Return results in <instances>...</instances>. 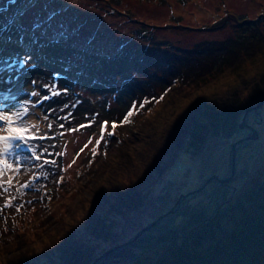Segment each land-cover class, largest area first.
I'll return each instance as SVG.
<instances>
[{"label":"rangeland","instance_id":"374dc122","mask_svg":"<svg viewBox=\"0 0 264 264\" xmlns=\"http://www.w3.org/2000/svg\"><path fill=\"white\" fill-rule=\"evenodd\" d=\"M2 1L5 0H0ZM169 1L171 4L159 0H120L119 4L127 12L108 14L105 0H20L9 16L0 18V102L2 95L9 93L16 95L17 99L33 101L37 99L29 95L33 90L42 95L50 94L43 87L30 85L29 81L32 79H36L39 84L55 83L68 88L66 94L41 101L34 108L29 106L30 123L37 125L39 129L36 134L54 137L31 143L37 145L38 152L42 151L41 145L47 147L48 152L42 160H55L56 164L49 163L38 168L32 165L42 161H32V164L22 167L19 183L27 180L30 187L21 189L19 193L11 191V195L17 199L13 202V207L0 210V221L4 220L6 223L13 213L20 217L17 221L31 222V226L27 225V233L21 230L10 242L14 230L9 227L3 230L2 235L9 239L7 243L12 244L0 252V264H134L129 260L136 256L137 259L145 257L146 264H157L154 252L148 258L149 250H141L148 244V240H155L160 233L166 234L173 228L177 233H184L200 221H213L220 212V224L227 221L231 224L232 214L237 213L239 218L242 217L245 208L250 209L264 196L262 192L242 205L237 203L247 189L264 181V101L261 106H257L264 97V0ZM130 14L147 20L151 29L158 25L160 29L154 31L156 36L171 41L173 46H189L204 40L225 39L226 36L235 39L248 32L254 23L256 27H260L263 38L251 45H240L237 48L240 52L235 55L236 61L215 73V76L199 83L182 85L181 90L175 92L174 102H171L169 96L164 102L165 106L164 103L154 101L149 112L154 120L159 117L160 125L154 130L157 129L156 132L161 131L160 135L162 134V142L157 144L158 160L154 167L142 166L138 175L133 177L134 187L125 188L123 184L118 187L119 183L113 186L108 181L112 174L115 176L121 172L120 181L122 177H126L127 182L130 181L125 174L129 175L126 171L134 162L128 167V156L124 152L115 153L88 184H85L87 180L84 177H78L82 168L81 161H77L74 164L77 165L76 170L73 169L76 176L69 178L71 183L64 184V191H61V187L56 190L55 198L51 201L53 205L48 204L45 210L41 200L53 197L46 194H52L57 180L59 184L63 162L74 156L89 138L92 143L99 138L98 128L101 122L109 121L108 126H111V122L115 121L123 126L120 122L132 105L137 103L128 99L127 96H132L129 87L114 101L102 98L101 91L104 90L110 96L112 90H106L107 84L117 80L105 79L102 84H95L94 88L89 89L79 81L76 83L72 76L61 75L60 67L53 62L42 59L39 62L33 56L31 66L20 68L19 58L27 53L26 41L13 37L9 39L8 34L14 26L28 23L37 26L40 32L38 37L42 40L47 39V36L65 34L81 41L89 34L96 41L100 36L98 33H102L104 39L114 36L100 31L103 25L110 29L117 25L119 36L115 33V38L119 44L124 43L128 47L142 43V37L137 36L142 33L136 32L135 28L138 22L134 18L132 20ZM92 15H96V21L101 22V27L96 31H93ZM175 15L180 16L182 22L194 26V30L168 28L167 24L173 21ZM16 21L20 24H16ZM69 22L73 27H69ZM205 25L208 26L207 31L200 30ZM117 44L110 46L114 49ZM252 48H257L253 51L254 54ZM220 51L221 49L216 50L212 56L218 55ZM71 59L70 56L69 61ZM13 60L16 61L15 64ZM164 71L159 70L163 79H156L152 82L153 85H148L146 81L131 85L134 93L140 90L143 92L140 95L146 94V91L154 94L164 88L169 89L165 82L170 73L168 69ZM144 78L149 80L147 76ZM179 85L174 84L173 87ZM65 104L68 105L67 108L64 107ZM69 113V119H60ZM215 114H219L223 122L214 120ZM45 115L48 120L44 119ZM49 123L53 125L52 129H48ZM61 123L64 128L59 127ZM81 124L90 126L79 131H68ZM61 132L64 133L63 136L59 135ZM242 137L246 138L235 144L233 149L234 141ZM107 139L105 137L106 142L101 141L99 151L105 146L115 147ZM133 145L134 142L129 144L128 150ZM56 151H61L64 155L57 156ZM85 151L92 152L88 149ZM86 152L82 159L96 158ZM16 186L19 187V184ZM99 190L103 192L100 194L105 195H99ZM87 193L91 194L88 198ZM6 199V196L0 197V206ZM20 204L23 208L16 212V206ZM230 206L235 208L232 214L230 210L229 214L226 212L229 209L226 207ZM21 215L24 216L21 218ZM35 218H39V221L33 220ZM36 223L37 226L42 225L41 228H37ZM151 223L156 225L145 232ZM224 227L222 226V231ZM43 229L45 230L40 234ZM143 232L146 240H139L137 244L141 249L136 248V255H128L127 260H120L117 244L125 240L130 243ZM201 232V229L197 231ZM2 238L3 236L0 237V248L6 246V240L3 242ZM210 242L212 236H207L202 245ZM109 247L116 251V256L110 254L113 257L111 259L105 255V250ZM159 247L155 251L165 248L164 245ZM74 250L79 256L73 253ZM68 256L72 257L71 260H76V263H70ZM261 259L264 264V256Z\"/></svg>","mask_w":264,"mask_h":264},{"label":"trees","instance_id":"16d2710c","mask_svg":"<svg viewBox=\"0 0 264 264\" xmlns=\"http://www.w3.org/2000/svg\"><path fill=\"white\" fill-rule=\"evenodd\" d=\"M105 1L107 2L108 14H121L127 12V10L119 4L120 0ZM159 1L165 4H171L169 0ZM181 1L185 2V0ZM19 2L20 0H5L0 2V18L6 17L7 15L9 16L10 12L13 11ZM129 12L131 11H128V13ZM92 17V20H94L93 31H96L97 28L101 27V22L96 21V15H92ZM130 18H132V20L134 18L135 22H138V26H135L136 32H141L145 36L142 34L137 35L142 37V43L138 42V45H129L128 47H125L126 44L124 43L119 44L120 42L115 38V33L119 36L118 29L116 28L117 25L112 29L107 25H103L100 31L103 30L105 33H112L114 36L113 38L104 39L101 36L102 33H98L100 36L96 41L93 37L91 38L89 34L81 41L72 39L73 37L65 34H60V36H47V39L42 40V38L40 39L38 37L40 32L37 26L21 23L23 24V27H21L19 21H16V24L20 25H17V27L14 26L13 30L8 34L9 37L16 39L23 37L22 40L26 41L25 51L35 57L37 61L42 59L43 61L47 60L53 62L55 66L60 67L59 72L61 75L72 76L76 83L79 81L85 84L89 89L94 88L95 84H102L105 79L112 81L117 80L107 84L106 90H112L110 91V96L105 93L104 90L101 91L103 93L102 98H105L106 101L118 99L120 93L123 94L126 87H129L132 93V96H127L128 99H132V101L136 102L138 108L146 97H148L147 100L150 101L144 104L143 108H139V110L129 118L130 122L127 125L123 124V126H118L115 129V134L112 136L106 135L108 138L107 142L112 143L113 147L115 146V150L114 148L105 146V148H101L100 151L98 148L97 154L93 156L91 155L92 152H86L85 150L80 152L81 147H79L74 156L71 158L66 157L69 159L64 161L60 168L59 184L57 180L56 187L53 189L52 194H46V196L53 197H45V199L41 200L45 210L48 204L53 205L51 201L55 198L56 190L61 187L63 188L61 191H64V184L70 182V177L74 178L76 176V172L74 175L73 169L76 170L77 165L74 164H76L77 161H81L82 168L80 169L78 177H84L85 180H87L85 184H88L105 163L109 161L112 156L116 155L115 153L124 152V154L128 156L126 159L127 166H131L134 162L132 165L134 167L132 168L131 166V168L126 171L129 175L123 173L130 178V181L127 182L126 177H122L120 181L122 172H116L117 174L115 176L112 174L108 181L111 182L110 184L113 186L119 183L118 187L122 184L125 188L134 187L132 184L134 180L133 177L138 175L137 172L142 166L149 165L150 167H154V163L158 160L156 157V153L158 152L157 144L162 142V134L160 135L161 131L156 132L157 129L156 131L154 130V128H158V125H160L159 117L154 120V118L150 116L152 115L151 112H149V107L155 103L154 101H158V103L161 104L164 103L169 96L171 102H174L176 98V96H174L176 95L175 92L181 90L182 85L199 83L200 81H206L211 76H215V73L221 72L224 68L230 66L233 61H236L237 58L235 59V55L237 52H240V50H237L240 45H251L254 42H260L263 38L260 27H256L254 23L253 27L250 26L248 32H245L235 39L226 36L225 39L204 40L189 46H182L180 44L173 46L171 41L169 42L166 39H161V37L156 36L154 31L160 29L158 25L153 26L152 29L154 30H152L147 20L137 18L133 14H130ZM173 18V21L167 24L168 28L174 30L177 28L187 31L194 30L193 28L195 27L182 22L180 16L175 15ZM70 22L69 27H73ZM122 23H124V21ZM207 27L208 26L205 25V27L200 30L207 31ZM262 40H264V38ZM29 41L30 44H28ZM114 43L118 44L116 48L113 49L110 45ZM27 44L29 46H27ZM254 47H257V45L254 44ZM218 49H221L218 55L212 56L214 55L213 52ZM255 49L257 48H252V53ZM68 54L69 57H66ZM70 56L72 59L69 61ZM160 69L163 71L168 69L170 73V76L166 79L167 82H165L168 84L169 89L164 88L154 94L146 91V94L140 95L143 93L140 90H136V93H134L135 90L131 88V85L135 83L146 81L148 85H153L154 83L152 82L156 81V79H163L160 77L162 74L158 73ZM163 75L165 76V74ZM145 76L149 77V80H145ZM178 83L180 84L179 86L173 87L174 84L177 85ZM143 90L145 91V88H143ZM137 94L139 95L137 96ZM161 97L163 98L161 99ZM153 98H155V100H153ZM165 104L166 103H164V106ZM104 119L107 120L106 118ZM104 119H102V121ZM214 120L218 122L222 121L219 114H215ZM164 127L166 126L164 125ZM108 130L111 131V126H108ZM165 130H167V128H165ZM98 131L100 134V128H98ZM112 139H115L114 142L111 141ZM95 141L86 149L90 151L95 146ZM132 142H134L133 148L128 150L130 149L128 145ZM83 147L84 145L82 148ZM60 152L61 151H56L57 156ZM84 152L98 158L82 159ZM77 153H79V155H77ZM73 160H75V163H72ZM69 165H71V167H69ZM78 190H81V188H78ZM101 192L102 190L98 191L99 195L104 196L105 194H100ZM262 192H264V181L258 182L247 189L237 203L238 205H242L250 199H255L258 197V194ZM86 195V198H88L91 194L87 193ZM226 208H229L226 210L228 214V210H230L231 214L233 211L235 212L234 206ZM244 211L245 214L243 213L240 218L237 213L232 214L233 218L231 224L228 221L227 223H223L224 225L222 223L220 224V217L222 216V212H220L219 216L213 221L208 223L200 221L184 233H177L173 228L166 234L160 233V235L155 237V240H148V244L141 249L140 246L137 247V244L139 240L140 242L146 240V236H144L145 234L143 232L139 237H132L133 239L130 243H128L129 240L118 243L117 245L119 247L117 249L120 250H118L117 254L120 260H127L128 255H136L137 248L142 251L149 250L148 258L151 252H154L157 255V264H262L261 258L264 256V244L262 243L264 242V196L250 209L245 208ZM237 212H239V210ZM23 216L24 215H21V218ZM13 217H16L14 221H10ZM19 219L20 217L12 213L6 223L4 220L0 221V237L3 236V242L6 240V246H2L0 252L5 248H9L12 244L7 243L9 240L7 238L8 236L2 235L6 227L14 230L13 236L9 242L12 241L14 236L21 230L27 233V225H30L31 222L17 221ZM36 219L37 218L33 220ZM37 220L39 221V218ZM155 225L156 224L146 228L145 232L149 231L150 228ZM41 226L42 225L37 226L36 223L37 228H41ZM222 226H225L223 231ZM200 229L202 232L197 233ZM44 230L45 229L41 230L40 234ZM184 230L185 228H183L182 231ZM207 236H212V242L208 245H202L203 240H205ZM262 238L263 240L261 241ZM155 243L156 246H154ZM160 245H164L165 248L160 251H155L157 248H160ZM114 250L113 247L107 248L105 250L107 251L105 254L106 257L111 259L116 256V251ZM73 253L79 254L76 253V250H74ZM110 254L113 257H111ZM78 256L75 258H78ZM67 258H70V263H76V260H71V256ZM136 259L137 256L131 258L129 261H133L134 264H146L147 262L145 257Z\"/></svg>","mask_w":264,"mask_h":264},{"label":"snow or ice","instance_id":"6c2138e0","mask_svg":"<svg viewBox=\"0 0 264 264\" xmlns=\"http://www.w3.org/2000/svg\"><path fill=\"white\" fill-rule=\"evenodd\" d=\"M23 27V24H21ZM9 39H11L9 37ZM22 40L23 37H20ZM32 56L30 53H26L24 56L19 58V67L25 68L31 66ZM16 61L13 60V64ZM29 84L35 87H43L50 94L42 95L39 91L33 90L29 93L31 97L37 98L35 101L30 99H17L14 94L2 95V102H0V197L6 196L7 199L5 203L0 206V210L13 207V202L17 199L16 196L11 195V191H16L19 193L21 189L29 188L30 184L26 180L23 183H19L18 177L22 174V167L32 164V161H42L40 164H34L33 167L42 168L45 164L51 163L56 164L55 160L43 159L45 153L48 152V148L41 145L42 151H37V145L31 143L35 140H46L53 139L54 137H49L47 135H37L39 131L38 126L30 123V107H35L41 101H47L52 97H59L68 92L67 87H60L55 83H44L39 84L36 79L29 81ZM163 97H161L162 99ZM155 100V98H153ZM150 101L145 99L139 108H143L144 104ZM19 105V106H18ZM74 106V105H73ZM65 108L68 107L67 104L64 105ZM137 105L134 103L131 109L126 113L121 124L129 123V118L134 115L135 112L139 110ZM63 110V109H61ZM55 111V110H53ZM71 113L67 116L60 117L62 120L69 119ZM45 120H48V116H44ZM109 121H103L100 126L99 138L95 141V146L91 149L93 156L97 154V150L101 144V141H105V137L112 136L115 134V129L119 126L117 122H111V131L108 130ZM89 125L81 124L77 128H69L68 131H79L81 128L88 127ZM48 129H52L53 125L49 123L47 125ZM60 128H64L61 123ZM59 135L63 136L64 133L61 132ZM92 144V139L89 138L88 143L80 149L83 152L88 146ZM58 155H64L63 152L58 153ZM79 155V153H77ZM75 163V160L72 161ZM71 167V165H69ZM47 175V173H45ZM35 177V173L32 174V178ZM19 184V187L16 185ZM31 203V201H29ZM23 205L20 204L16 206V211H20Z\"/></svg>","mask_w":264,"mask_h":264},{"label":"water","instance_id":"95a60500","mask_svg":"<svg viewBox=\"0 0 264 264\" xmlns=\"http://www.w3.org/2000/svg\"><path fill=\"white\" fill-rule=\"evenodd\" d=\"M263 101H264V97H262L261 99H260V101H259V103H258V105L257 106H261L262 105V103H263ZM245 124H246V122H245ZM248 124V123H247ZM241 125H243V124H241ZM246 137H242V138H240V139H238V140H236V141H234V143L232 144V147H233V149H234V147H235V144H237L238 142H240V141H242V140H244ZM235 159V151L233 152V160ZM235 170V163L233 162V171ZM217 177V176H216ZM155 221V220H154ZM153 221V222H154ZM157 221V220H156ZM155 221V222H156ZM154 222V223H155ZM154 223H151V225L152 224H154ZM150 225V226H151ZM145 228V227H144ZM143 228V229H144Z\"/></svg>","mask_w":264,"mask_h":264}]
</instances>
